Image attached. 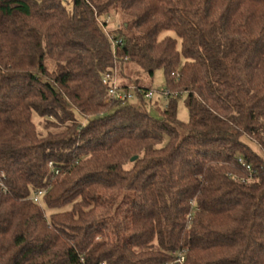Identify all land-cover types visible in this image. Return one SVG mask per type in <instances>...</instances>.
<instances>
[{
	"label": "trees",
	"instance_id": "obj_1",
	"mask_svg": "<svg viewBox=\"0 0 264 264\" xmlns=\"http://www.w3.org/2000/svg\"><path fill=\"white\" fill-rule=\"evenodd\" d=\"M0 264H264V0H0Z\"/></svg>",
	"mask_w": 264,
	"mask_h": 264
},
{
	"label": "rangeland",
	"instance_id": "obj_2",
	"mask_svg": "<svg viewBox=\"0 0 264 264\" xmlns=\"http://www.w3.org/2000/svg\"><path fill=\"white\" fill-rule=\"evenodd\" d=\"M64 4L68 8H70L72 6V0H64ZM115 16H116V19L115 20L113 18L111 19V23H110L111 25L107 28V30L113 29V28H118L120 25L119 20H121V22H122L121 16H119V15H115ZM112 17H113V15H112ZM125 66H126V68L124 69V71H125L126 76L124 78H122L123 82L129 83V81H130L129 78H131V79H133V78L138 79L139 78L141 81V84L144 86V88H149L154 93V98L151 101L153 103L155 101H157L158 105L163 110L164 109L163 107L166 105V99L163 97V94L166 91V78H165L164 71L158 70L155 72L153 78H150L144 74H141L140 76H138L136 74V72H137L136 68H134L132 66H128V65H125ZM185 99H186V95H182L178 99V118L180 121L187 123L189 121L190 115H189V112L185 106ZM135 102H136V98L134 97V99L132 100V103H135ZM152 115L156 119H159L161 116L160 112H158L156 110H152ZM37 124H39V121H37ZM46 212H47V215H49V213H51V211H49L47 209H46Z\"/></svg>",
	"mask_w": 264,
	"mask_h": 264
},
{
	"label": "built area",
	"instance_id": "obj_3",
	"mask_svg": "<svg viewBox=\"0 0 264 264\" xmlns=\"http://www.w3.org/2000/svg\"><path fill=\"white\" fill-rule=\"evenodd\" d=\"M110 23H111V19L108 18L107 24H110ZM103 84L108 87V93H109V99L110 100L123 101V100L134 99V94L132 93L134 88H130L129 91L124 90L121 87V82H120V79L117 76L116 72L106 74L104 79H103ZM165 95H168V92H166ZM146 98L147 99H153L154 93L152 91H149L146 94ZM4 192L6 193V190H4ZM42 194H43L42 192L38 193L37 196L34 198V201L39 202ZM183 260H184V258L182 256H179L177 258L178 263H182Z\"/></svg>",
	"mask_w": 264,
	"mask_h": 264
},
{
	"label": "water",
	"instance_id": "obj_4",
	"mask_svg": "<svg viewBox=\"0 0 264 264\" xmlns=\"http://www.w3.org/2000/svg\"><path fill=\"white\" fill-rule=\"evenodd\" d=\"M135 159H136V157H135V158H133V159H132V161H134Z\"/></svg>",
	"mask_w": 264,
	"mask_h": 264
}]
</instances>
